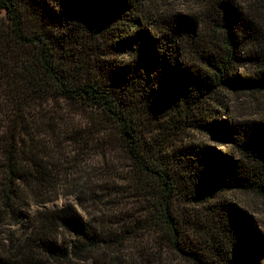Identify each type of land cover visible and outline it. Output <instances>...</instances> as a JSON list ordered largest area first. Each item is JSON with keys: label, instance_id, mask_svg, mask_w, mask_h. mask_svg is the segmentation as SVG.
Returning a JSON list of instances; mask_svg holds the SVG:
<instances>
[{"label": "trees", "instance_id": "16d2710c", "mask_svg": "<svg viewBox=\"0 0 264 264\" xmlns=\"http://www.w3.org/2000/svg\"><path fill=\"white\" fill-rule=\"evenodd\" d=\"M258 6L254 16L215 0L198 19L156 0H0V225L14 226L0 264H29L37 239L66 259L145 234L192 264H264V228L224 196L264 198V120L227 103L232 91L264 90ZM57 102L93 114L71 144L102 148L116 132L135 213L110 212L115 196L94 200L107 208L95 224L70 203L46 207L58 198L49 159L61 134L46 113ZM59 229L70 239L58 245Z\"/></svg>", "mask_w": 264, "mask_h": 264}, {"label": "rangeland", "instance_id": "374dc122", "mask_svg": "<svg viewBox=\"0 0 264 264\" xmlns=\"http://www.w3.org/2000/svg\"><path fill=\"white\" fill-rule=\"evenodd\" d=\"M234 1L238 3L241 10L254 16L260 14L259 0ZM214 2L215 0H156L157 7L165 12L190 13L198 19L206 18V14L211 10V5ZM259 22L264 33V24ZM260 50L264 60V35ZM244 69L251 72L258 68L254 65H248ZM227 103L232 114L240 119L264 120V90L259 92L232 91L227 94ZM46 109L47 115H53L52 120L57 125L56 130L61 134L58 138L54 137L50 141V145L56 144L54 148L58 146V151H55V154L58 155L49 159L52 163V172L57 177L55 193L58 198L48 202L46 207L51 209L56 206L59 207L62 203H70L74 205L84 220L95 224L101 219L103 212L107 211L100 200L103 201L110 196H115V199L121 200L122 203L114 209H109L110 212L119 216L135 213L134 208H136L137 202L131 198L132 192L129 188L131 184L127 180L131 173V161L122 151V143L116 132L111 133V136L114 137L113 140L111 139V145H103L102 148L99 146L90 148L87 146V148L85 144L79 146L77 143L71 144L70 138L75 130L83 128L81 131L83 132L93 128V114L62 102L55 103L54 107L48 105ZM59 115L61 118L58 117ZM94 129L96 130V128ZM189 134L190 140L195 143H210L200 133L192 135L189 132ZM39 137H44L46 140L44 133ZM211 144L215 146V144ZM80 147L81 150L77 152ZM216 147L223 148V146ZM54 148L52 153H54ZM115 190L118 193L114 194ZM107 192H110V195H107ZM224 196L226 201L236 203L247 210L253 219L261 225L260 228H264V198L238 190L227 192ZM99 198V202H95ZM39 208L31 205L24 210L33 213ZM13 228L14 226L7 220H3L0 225V251L3 250V253L8 251L11 246L8 235ZM58 231L59 236L56 242L58 245L63 241H69L70 236L66 232L61 229ZM39 243L40 240L37 239L32 244L36 250L30 253L29 264H192L174 251L161 245L159 239L150 234L135 236L120 244L100 246L94 251L79 255L69 251L66 259H55L47 252L40 250ZM11 253L14 251L12 250Z\"/></svg>", "mask_w": 264, "mask_h": 264}]
</instances>
